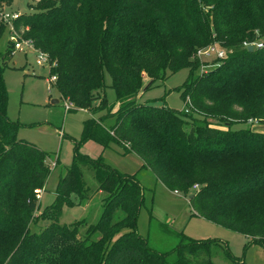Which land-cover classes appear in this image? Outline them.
Masks as SVG:
<instances>
[{
  "label": "trees",
  "instance_id": "16d2710c",
  "mask_svg": "<svg viewBox=\"0 0 264 264\" xmlns=\"http://www.w3.org/2000/svg\"><path fill=\"white\" fill-rule=\"evenodd\" d=\"M28 7L33 11L11 23L17 39L47 56L65 102L103 114L84 121L73 162L38 216L48 224L31 230L35 191H46L51 155L18 139L24 125L7 115L4 61L14 52L8 41L0 53V264H212V240L181 234L172 251L161 253L141 237L142 185L101 157L81 155L86 141L136 155L162 185L188 198L196 217L264 246V133L246 126H264V44L246 46L264 38V0H36ZM5 29L0 23V40ZM212 45L225 56L199 75L196 52ZM181 70L188 71L177 88L187 113L137 102L144 89ZM109 117L115 124L105 127ZM83 168L106 197L98 222L81 236L79 225L58 218L64 204L74 206L72 195L85 198Z\"/></svg>",
  "mask_w": 264,
  "mask_h": 264
},
{
  "label": "rangeland",
  "instance_id": "374dc122",
  "mask_svg": "<svg viewBox=\"0 0 264 264\" xmlns=\"http://www.w3.org/2000/svg\"><path fill=\"white\" fill-rule=\"evenodd\" d=\"M35 1L14 0L10 6L0 5V11L8 15L28 14L33 11L29 9L28 4H33ZM5 28V35L0 40L1 54L5 52L8 41H11V31L9 27ZM259 43L264 44V38ZM206 61L205 64H199V75L201 70L206 73L213 70L218 60L212 57ZM49 69V64L38 62L37 53L26 48L15 51L12 56H5L3 78L8 92L7 115L12 121L24 125L18 130L17 137L51 155L47 161L51 174L46 184V191L41 190L40 199L37 200L38 209L31 224L33 231L48 224L38 216L52 203L60 177L65 175L73 162L75 140L82 135L84 121L90 118L97 119L103 114V112L92 114L74 108L68 111L65 107L67 102L60 97L55 84L50 80ZM187 75V70H181L176 74L168 75L164 80L156 81L150 89L142 91L137 102L185 112V101L177 88L182 86ZM149 82L150 80L145 78L144 87ZM105 84L106 100L111 104L115 100V92L108 88L111 79L107 73ZM55 101L57 103H54ZM113 124H115L114 117L103 120L105 127ZM246 126L255 132L264 133V126L256 124ZM246 126L236 125L233 129H243ZM221 128L225 127L221 126ZM78 151L81 155L94 159L101 157L106 165L120 173L135 175L143 187L144 199L137 219V231L141 237L148 239L155 250L161 253L172 251L179 243L180 235L183 234L193 240L214 241L210 245L212 264H264L263 245L253 242L251 238L242 234L196 217L188 198L181 193L175 194L162 185L149 169L142 167V161L136 155L124 154L123 150L114 143L102 148L93 141L84 142ZM55 163L56 167H54ZM82 179L85 198L81 200L78 196L72 195L74 206L69 207L64 204L58 218V223L61 225H79L81 236L87 233L90 225L98 222L106 197L105 193L97 190L98 184L89 168L82 169ZM121 215L120 210L115 212L116 217Z\"/></svg>",
  "mask_w": 264,
  "mask_h": 264
},
{
  "label": "built area",
  "instance_id": "2783aa9c",
  "mask_svg": "<svg viewBox=\"0 0 264 264\" xmlns=\"http://www.w3.org/2000/svg\"><path fill=\"white\" fill-rule=\"evenodd\" d=\"M17 16L18 15H16V14L8 15V14H5L3 11H0V22H2L5 27H9V29L11 31L10 40L13 41V43H14L13 44L14 52L20 51L22 48H26L28 51L35 52L30 41L23 40V39L18 40L16 35L14 34L11 23L15 18H17ZM244 45H246V44H244ZM246 46L247 47L252 46L255 48H261V47H263V44L258 43V44H255V46L254 45H246ZM37 55H38V62L39 63L49 64V60L45 54L37 53ZM224 56H225L224 50L216 47L215 45L209 46V47L204 48V49H199L196 52V58L199 61V64H205L207 62L206 60L210 59L212 57H214V59H216V60H222L224 58ZM49 67H50V65H49ZM201 74H206V72L204 70H201ZM55 79H56L55 77H52L51 81L54 82ZM187 101H188V99L186 100V102ZM65 107L68 111L72 108V106L68 103H66ZM185 112L186 113L188 112L187 109H185ZM197 188H198V186L196 185L193 187V190H195ZM41 192H42L41 190L35 191V195H36L37 200L40 199ZM174 193L179 194L178 192H174Z\"/></svg>",
  "mask_w": 264,
  "mask_h": 264
},
{
  "label": "water",
  "instance_id": "95a60500",
  "mask_svg": "<svg viewBox=\"0 0 264 264\" xmlns=\"http://www.w3.org/2000/svg\"><path fill=\"white\" fill-rule=\"evenodd\" d=\"M248 51H252L253 50V47L252 46H248L247 48ZM54 103H57V101H55ZM192 197V195L189 196V199Z\"/></svg>",
  "mask_w": 264,
  "mask_h": 264
},
{
  "label": "crops",
  "instance_id": "0c3cea01",
  "mask_svg": "<svg viewBox=\"0 0 264 264\" xmlns=\"http://www.w3.org/2000/svg\"><path fill=\"white\" fill-rule=\"evenodd\" d=\"M43 194V193H42Z\"/></svg>",
  "mask_w": 264,
  "mask_h": 264
}]
</instances>
